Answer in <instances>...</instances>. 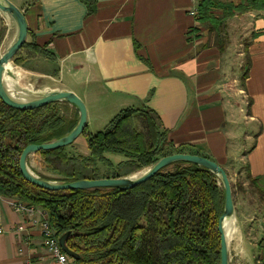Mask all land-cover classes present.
Here are the masks:
<instances>
[{
    "label": "crops",
    "instance_id": "obj_1",
    "mask_svg": "<svg viewBox=\"0 0 264 264\" xmlns=\"http://www.w3.org/2000/svg\"><path fill=\"white\" fill-rule=\"evenodd\" d=\"M10 1L26 17L28 43L48 55L54 74L43 75L58 79L54 90L84 101L87 133L126 110H151L182 153L264 182V9L229 16L220 52L198 31L189 0ZM10 200L0 198V264H58L33 217Z\"/></svg>",
    "mask_w": 264,
    "mask_h": 264
},
{
    "label": "trees",
    "instance_id": "obj_2",
    "mask_svg": "<svg viewBox=\"0 0 264 264\" xmlns=\"http://www.w3.org/2000/svg\"><path fill=\"white\" fill-rule=\"evenodd\" d=\"M250 8L264 9V0H246L238 7L201 0L198 31L209 37L207 46L212 39L224 52L229 44L227 18ZM39 54L45 56L43 51ZM74 109L72 117L66 102L22 111L0 98V194L44 210L59 239L72 233L67 247L80 256L75 264H220L218 225L225 193L218 178L203 167L175 163L172 171L168 167L131 190L48 191L25 180L20 171L24 149L68 135L79 121ZM82 136H86L88 156H72L69 147L40 151L35 155L42 157L43 166L55 177L32 170L41 179L60 183L123 178L182 153L151 110H126L104 131L91 135L86 129ZM107 155L124 161L114 166ZM100 165L116 167L117 174L101 173ZM256 187L260 189L259 184ZM259 192L264 198V190Z\"/></svg>",
    "mask_w": 264,
    "mask_h": 264
},
{
    "label": "water",
    "instance_id": "obj_3",
    "mask_svg": "<svg viewBox=\"0 0 264 264\" xmlns=\"http://www.w3.org/2000/svg\"><path fill=\"white\" fill-rule=\"evenodd\" d=\"M0 12L11 16L17 27V33L14 41L7 51L0 56V98L9 107L16 110H35L59 102H66L75 107L79 113V121L76 127L66 136L44 144H32L27 146L20 157V171L29 183L48 191H68V190H94V189H120L131 190L138 187L152 178L164 169L179 162H186L197 165L209 170L219 180L225 193V208L219 220L218 231L221 235V261L220 264H230L229 243L226 237L227 221L235 217V205L233 198L232 185L225 169L215 161L200 155L174 154L160 159L156 164L140 177L133 178L127 176L123 178H106L99 180H81L71 183H60L41 179L35 175L28 164V158L40 151H55L73 145L86 131L88 122V110L84 101L75 93L70 91L53 90L50 92H23L17 89L16 95H12L5 84V77L15 78L11 71H6V66L12 62V59L23 48L28 39V24L23 11L13 4L10 0H0ZM21 94V95H19ZM72 233H67L60 238V245L64 252L74 260H79L80 256L72 252L67 247V240Z\"/></svg>",
    "mask_w": 264,
    "mask_h": 264
},
{
    "label": "rangeland",
    "instance_id": "obj_4",
    "mask_svg": "<svg viewBox=\"0 0 264 264\" xmlns=\"http://www.w3.org/2000/svg\"><path fill=\"white\" fill-rule=\"evenodd\" d=\"M17 33V27L12 18L6 17L0 12V39L2 43L0 46V56L4 54L9 48L11 42L14 41ZM31 39L28 38V41ZM31 42V41H30ZM30 47L22 48L17 55L12 59L10 68L12 72L15 70L21 71L23 78L19 83V89L23 92L30 93L34 92H50L54 90V82L58 79H52L47 77L46 72L49 74H54L51 71V64L45 62L48 55L39 54L41 51L35 50L32 44ZM242 46V50H244ZM15 67V68H14ZM20 69H17V68ZM50 68V69H48ZM45 74V75H43ZM54 76V75H53ZM56 78V77H55ZM71 115L74 112L76 115V110L71 106ZM78 111V110H77ZM119 115V114H118ZM116 115V116H118ZM114 116L113 118H115ZM94 128V129H92ZM105 125H99V127H91L88 134L103 131ZM86 136H81L73 145L69 146L68 151L72 156H79L80 151H85L84 144L86 143ZM87 146V143H86ZM82 152V151H81ZM177 154V153H176ZM38 158H32L31 165L34 168H30L31 171L37 175L39 173L43 176L54 178L55 175L49 173L43 166L44 162L42 157L36 156ZM109 159L113 162L114 166L124 161L121 156L110 155ZM150 168V167H148ZM148 168L143 169L135 174H139L146 171ZM36 172H34L33 170ZM101 173H110L111 175L117 174L116 167L110 170L104 165H100ZM168 171H172L173 168L169 167ZM237 172V171H236ZM233 170H229L230 181L232 188L234 190V204L236 209V214L238 217V222L236 226L237 233L233 236L232 242L229 248V259L230 264H257V255L259 254V249L257 248L260 243L262 236V226L264 225V198L260 195V189L264 190L262 183L253 182L249 179L247 172L242 175L237 174ZM132 174V175H135ZM130 175V176H132ZM38 176V175H37ZM260 185V189L258 186ZM251 232H248V231Z\"/></svg>",
    "mask_w": 264,
    "mask_h": 264
},
{
    "label": "built area",
    "instance_id": "obj_5",
    "mask_svg": "<svg viewBox=\"0 0 264 264\" xmlns=\"http://www.w3.org/2000/svg\"><path fill=\"white\" fill-rule=\"evenodd\" d=\"M200 1L201 0H189L191 3V9L189 10L190 14L197 19L199 15ZM1 197L2 196L0 194V198ZM13 203L11 204L18 212L29 214L33 217V224L39 227L42 235L45 238L46 249L58 264H75V260L69 257L62 249L59 241L60 239L57 237L55 230L50 224L49 216L44 210L23 204L21 202L15 201ZM0 233H2V229H0ZM257 264H264V225L262 226V238L260 241V250L257 257Z\"/></svg>",
    "mask_w": 264,
    "mask_h": 264
},
{
    "label": "bare ground",
    "instance_id": "obj_6",
    "mask_svg": "<svg viewBox=\"0 0 264 264\" xmlns=\"http://www.w3.org/2000/svg\"><path fill=\"white\" fill-rule=\"evenodd\" d=\"M3 14L6 17L11 18V16L9 14H7V13H3ZM10 65H11V63L6 66V71L7 72H8V68L10 67ZM14 77L15 78H11V77L7 76V74H6V77H5V84L7 86V89L9 90V92L12 95H16L15 92L17 91V89H19V83H20L21 79L23 78L22 73L20 71H18V70L15 72ZM19 95H21V94H19ZM146 171L140 173V175L139 174H135L133 176V178H138V177L142 176ZM234 223H236V217H233V218H231L230 220L227 221L226 237H227L228 243H229V239H230V233H231V230H232V226H233Z\"/></svg>",
    "mask_w": 264,
    "mask_h": 264
}]
</instances>
